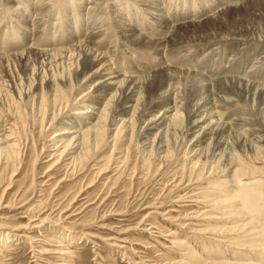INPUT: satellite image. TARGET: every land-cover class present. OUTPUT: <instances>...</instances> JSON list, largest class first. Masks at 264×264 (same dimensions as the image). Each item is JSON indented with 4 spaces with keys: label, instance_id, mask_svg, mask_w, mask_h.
<instances>
[{
    "label": "bare ground",
    "instance_id": "1",
    "mask_svg": "<svg viewBox=\"0 0 264 264\" xmlns=\"http://www.w3.org/2000/svg\"><path fill=\"white\" fill-rule=\"evenodd\" d=\"M31 1H24L31 10L36 9L35 17L28 19L20 0H0V32L3 35L8 32L10 35L6 36L14 35L12 37L17 39V43L25 44L17 49L19 51L0 56V102L5 93H14L18 100L29 103L34 115L38 112L35 119L39 130L51 131L47 136L51 143L50 172L63 162L75 168L93 152L110 146L109 158L100 161H105L102 166H97L99 155L91 163L93 169L99 170L98 176L105 175L112 170L111 166L120 171L128 165L132 156L130 152L135 150L149 163L147 170L154 165L159 168L168 166L174 178L172 183L178 182L176 187L185 183L186 189L195 186V192L200 191L199 196L204 193L203 201H194L199 206L233 209L232 214L246 217L251 223V220H258L255 215L260 217L264 214L263 169L257 166L264 163V75L258 81L251 78L259 72L264 74V54H259L253 61L250 54L242 50L237 52L239 48L248 46L251 49L264 41V36H261L264 33H251L248 26L239 22L237 8L246 5L249 10L248 0H198L200 4L207 3L213 8L211 20L206 22L203 19L204 24L186 17L170 21L169 13L157 10L162 0H140L147 9L143 16L139 12L135 20L132 19L137 24H132L127 16L131 12L129 7L121 6L120 1L127 0ZM184 1L187 3L183 0V7ZM57 4L61 10L56 11V19L61 17L64 23L59 29L62 27L68 31L71 44L58 47L52 42L55 41L53 35L52 49H40L33 41L34 37L43 30L47 17ZM81 4H84V18L80 16ZM65 7L66 11L63 10ZM222 8L223 12H220ZM262 12L264 14V10ZM95 14L99 16L93 22ZM228 18L233 21L231 26L227 23ZM141 24L148 31H138L136 26ZM82 28H87V31L81 35L79 30ZM111 39L108 47L107 42ZM227 47L229 66L249 64L243 76H233L227 71L224 73L228 75L207 81V73L183 72L184 67L180 68L182 73L175 67L174 60L179 51L185 52V58L179 52L184 62L190 60L192 52L199 50L202 62L225 53L223 50ZM256 49L253 48L252 52ZM233 50L236 52L232 53ZM173 53L175 56L171 55ZM165 54L174 57L175 64L172 65L175 68L167 65ZM180 60L178 62L182 63ZM143 62H148L149 66ZM179 86L182 91H179ZM3 110L0 108V164L12 163L19 167L27 144L12 130L9 133L4 131L7 111ZM176 166L178 169H174ZM256 174H259L258 178L254 177ZM5 208L9 206L1 203L0 211ZM206 209L202 213L194 212V219L209 217ZM210 220L214 224L223 223L217 217ZM5 226L0 224L2 235L7 230ZM229 227L219 230L213 226L211 230L214 233L234 230V227ZM27 229L25 226L16 230ZM57 230L51 232L60 234ZM6 233L4 239H8ZM61 237L59 251L71 242L70 236ZM218 238L224 239V234ZM233 240L227 238L230 243ZM224 242L220 243L225 251L229 243ZM2 254L0 250V256ZM60 254L67 256L69 250L60 251Z\"/></svg>",
    "mask_w": 264,
    "mask_h": 264
},
{
    "label": "rangeland",
    "instance_id": "2",
    "mask_svg": "<svg viewBox=\"0 0 264 264\" xmlns=\"http://www.w3.org/2000/svg\"><path fill=\"white\" fill-rule=\"evenodd\" d=\"M20 1L23 3V10L28 19H32V16L35 17L36 9L31 10L24 3L25 0ZM30 1L27 0V3ZM134 1H120L122 7H129L131 12L127 16L131 18L130 22L132 24L136 23L133 20L139 15V12L143 16V12L147 9L140 0ZM63 3L66 4V2ZM247 3V5H250L249 10L246 5V8H237L240 13H238L240 15H238L239 22L243 26H248L251 33L261 35L264 33V14L262 12L264 10V0H248ZM58 7L61 6L57 4L53 8V11L47 17L45 27L42 28L43 30L41 29L40 34H37L38 36L34 37L33 41H36L40 49H50L52 42L58 47H67L71 44L72 38L69 36L68 31L62 27L59 29L61 24L64 23L61 22V17L58 18L59 21L56 19V11L61 10ZM202 7L207 8L203 10ZM81 9L80 16L84 18V4H81ZM63 10L66 11V7ZM157 10L169 13L170 21L186 17L188 20L199 21L200 24H204L211 20L210 14L213 8L207 6V3L201 2L200 4L198 0H187L184 7L183 0H162V5H159ZM222 10L223 8L220 12H223ZM98 16L99 14H95L92 21L94 22ZM232 22V19H227V23L230 26ZM142 24L144 25V23ZM142 24L141 26H136V28L143 33L147 29ZM73 26L77 27L75 24ZM229 28L235 29L234 27ZM83 31L85 33L87 28L79 30L81 35ZM6 35L10 34L6 32ZM6 35L0 32V56L1 54L3 56L19 51L25 45L23 42L17 43V39L12 37L14 35ZM53 35H55V41H52ZM33 36H31L32 39ZM111 42L112 39L108 40V47ZM253 48H257L255 52H252ZM227 49L228 47L224 48L223 52ZM240 50L243 53L250 54L254 61L259 54H264V41L258 42L251 49L248 46L239 48L237 52ZM179 52H177L179 56L176 54L177 57L174 53L171 54L175 56V60L174 57L171 58V55L165 54L167 65L173 67L176 65V69L179 68L178 71L181 72L183 69L181 70L180 68L184 67L183 72L187 70L193 73L195 71L203 72V74L207 73V81L210 78H219L228 74L243 76L246 74L249 65L248 63V65H243L242 63L239 66H229L227 64L229 52L227 51L201 62L203 58L200 56L199 50L192 52L189 56L190 60L184 61V63L185 52L183 51V54L180 52L183 58ZM235 52L236 50H233L232 53ZM180 58L182 59L180 60ZM195 58L198 61L195 62ZM179 60L184 64L182 65L181 62H178ZM141 61L146 60L141 59ZM142 64L149 66L148 62H143ZM181 65L182 67H180ZM227 71H229L228 74L224 73ZM263 75V72H259L258 75L251 78L258 81L261 80ZM180 86L179 91H182ZM8 93H3V100L1 99L0 102V108H4L7 111L4 131L6 130L5 132L9 133L8 131L12 130L27 145L19 167H15L12 163L0 164V204L9 206V208L0 211V224L1 226L7 224L5 226L7 230L4 232H8V239L3 238L5 233L3 235L0 233V237L2 236L0 238V250L3 253L0 256V264H224L226 262L229 264H253L255 260V264L264 262V260H259L264 259V236L262 234L264 233V214L260 217L255 215L254 217L258 220H251L253 221L251 223L246 217L239 218L238 215L232 214L233 209L222 210L219 207H215L211 208L213 210L211 212L209 207H202V205L199 206L198 203L194 202L203 201L204 193L201 192V196H199L200 191L196 190L195 192L194 185H192L194 187L190 186L186 189L187 184L185 183L176 187L175 185L178 182L176 184L172 183L174 178L167 168L168 166L159 168L158 165H154L147 170L149 163L144 161L135 150L130 152L132 156L128 165H124L120 171L114 170L113 166H111V171L109 170L107 174L98 176L99 170L92 167L91 163L96 156L99 155L97 165L99 167L105 162L100 163V161L109 158L111 147L108 146L100 152H93L86 161L75 168L63 162L55 166L51 173L49 171L52 168V160L49 158L51 143L49 137H47L51 131L39 130V123L35 119V115L37 116L38 112L35 107L34 111L36 110L37 114L34 115L27 101L18 100L14 93ZM179 96L183 99V95L179 94ZM5 107L9 109H5ZM259 164L257 166L263 169L261 170V176L263 175L264 178V174H262L264 173V163ZM174 169H178V166ZM258 175L256 174L254 177L258 178ZM203 209H206L210 218L217 217L218 220H223V223L214 224V221L210 220L208 215L206 216V218L208 217V220H205L206 222L204 221L206 218L202 216L198 217L199 220L197 218L194 219L193 213H202L205 211ZM225 212L228 215H224ZM188 217L189 219H186ZM220 225L223 229L229 226L234 227V230H230V232H226V230L225 232L216 231L215 233L211 230L213 226L215 229L218 226L217 229H222ZM25 226L28 227L27 230H16L18 227ZM34 226L36 227L34 228ZM231 227L229 229H233ZM207 228L211 231H207ZM53 230H57V232L60 230V234H54L51 232ZM223 234L224 239L218 238V236H223ZM19 235L21 236L18 237ZM61 235L70 236L71 238V242H68V245L66 244V248L60 250L65 252L68 249L69 255L67 256L60 254L58 250V245H60L58 242L62 240ZM227 238H230L231 241L235 239V242L233 240L230 243L231 241H227ZM220 242L229 243V246L225 248L228 250L224 251ZM234 243L237 244L235 245ZM247 243L256 245H250L252 246L250 247ZM258 245L263 249L258 247ZM204 246H207L206 249ZM247 248L258 250L256 252L255 249L248 250ZM259 250L260 252H258ZM56 252H59V254ZM242 252L245 253L243 254ZM243 261L246 262L244 263Z\"/></svg>",
    "mask_w": 264,
    "mask_h": 264
}]
</instances>
